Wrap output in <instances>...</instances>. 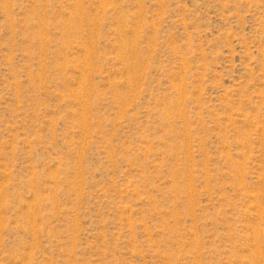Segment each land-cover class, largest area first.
Returning <instances> with one entry per match:
<instances>
[{"label": "rangeland", "instance_id": "obj_1", "mask_svg": "<svg viewBox=\"0 0 264 264\" xmlns=\"http://www.w3.org/2000/svg\"><path fill=\"white\" fill-rule=\"evenodd\" d=\"M0 264H264V0H0Z\"/></svg>", "mask_w": 264, "mask_h": 264}]
</instances>
